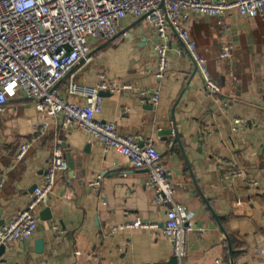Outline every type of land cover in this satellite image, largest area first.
Segmentation results:
<instances>
[{
    "label": "crops",
    "instance_id": "0c3cea01",
    "mask_svg": "<svg viewBox=\"0 0 264 264\" xmlns=\"http://www.w3.org/2000/svg\"><path fill=\"white\" fill-rule=\"evenodd\" d=\"M184 27L209 74L220 86L211 94L178 36L168 32V69L156 77L159 39L139 17L125 15L128 36L90 40L91 60L71 72L84 86L102 74L132 87L102 94L97 118L113 121L124 135L151 138L176 183L174 199L191 226L183 264H264L248 249L264 245V20L230 10L222 17L189 14ZM229 56L220 58L224 47ZM69 75L57 87L62 95ZM141 89L156 90L157 103ZM67 99L83 103L81 96ZM235 118L242 119L235 125ZM39 118L33 100H8L0 116V225L24 208L41 182L56 140L72 167L60 171L47 202L37 212L29 239L0 253V264H177L171 244L160 234L164 205L152 202L145 168L58 116L21 159L20 141L36 135ZM240 176L223 177L228 165ZM100 177L98 189L88 186ZM47 209V211H46ZM47 212L49 214H47ZM135 219L157 223V231L113 227ZM56 228H55V227ZM233 250L231 255L228 242ZM175 259V258H174ZM176 260V259H175Z\"/></svg>",
    "mask_w": 264,
    "mask_h": 264
},
{
    "label": "built area",
    "instance_id": "2783aa9c",
    "mask_svg": "<svg viewBox=\"0 0 264 264\" xmlns=\"http://www.w3.org/2000/svg\"><path fill=\"white\" fill-rule=\"evenodd\" d=\"M230 10L242 17L264 20V0H0V116L8 100L21 95L35 102L40 118L35 127L36 135L20 141L16 158L21 159L30 146L41 139L49 121H55L60 115L65 124L76 125L100 141L104 151L114 149L126 156L133 167L145 168V185L153 191L152 202L167 207L159 232L169 240L177 264H183L192 228L187 222L188 214L174 199L176 183L162 163L154 141L151 138L142 141L139 134L124 135L113 121L97 118L102 105L101 91L112 93L132 86L119 84L105 74L96 85L84 86L71 78V72L91 60L90 40H109L117 34L128 36L126 29L120 26V19L131 15L142 17L159 39L153 45L157 56L156 77H162L168 69L166 40L168 32L172 31L193 59L207 91L217 94L220 86L212 80L204 58L198 54L183 23L189 14L222 17ZM228 56L229 47L226 46L219 57ZM67 75L69 79L65 95H62L57 85ZM137 93L149 94L154 104L159 98L156 90L141 89ZM68 95L81 96L84 101H70ZM233 123L241 125L243 122L235 118ZM66 168L65 152L56 140L43 178L34 186L27 205L0 225V247L7 250L14 242L32 236L37 212L47 202L56 175ZM6 175V169L0 168V189L6 182ZM229 176H240L234 165L224 172V178ZM100 180L97 177L88 186L98 189ZM118 228L157 231L158 225L135 219L113 230ZM248 251L264 261V245ZM212 264L226 263L217 258Z\"/></svg>",
    "mask_w": 264,
    "mask_h": 264
},
{
    "label": "water",
    "instance_id": "95a60500",
    "mask_svg": "<svg viewBox=\"0 0 264 264\" xmlns=\"http://www.w3.org/2000/svg\"><path fill=\"white\" fill-rule=\"evenodd\" d=\"M139 19H142V17L141 18H139ZM110 40V39H109ZM107 93V91H101L100 92V94L102 95V94H106ZM66 159H67V166L68 167H72V165H73V162H72V160H71V156L69 155V153H66ZM35 186V185H34ZM34 188V187H33ZM46 211H47V209H46ZM47 214H49L48 212H47ZM225 235V238L227 239V242H228V248H229V252H230V254L232 255L233 254V250H232V248H231V246H230V242H229V239H228V236L226 235V234H224ZM4 251V248L1 246L0 247V253H2ZM172 261H173V263H176V260L173 258L172 259Z\"/></svg>",
    "mask_w": 264,
    "mask_h": 264
}]
</instances>
